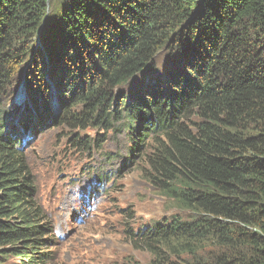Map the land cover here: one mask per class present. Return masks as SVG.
Segmentation results:
<instances>
[{
	"label": "trees",
	"instance_id": "obj_1",
	"mask_svg": "<svg viewBox=\"0 0 264 264\" xmlns=\"http://www.w3.org/2000/svg\"><path fill=\"white\" fill-rule=\"evenodd\" d=\"M61 1L0 0V263H55L11 143L19 115L26 132L91 127L97 145L115 124L133 134L143 179L189 214L128 230L151 264H264V0ZM161 56L172 66L132 90ZM22 79L27 102L11 108ZM207 239L223 249L211 259L191 245Z\"/></svg>",
	"mask_w": 264,
	"mask_h": 264
},
{
	"label": "rangeland",
	"instance_id": "obj_2",
	"mask_svg": "<svg viewBox=\"0 0 264 264\" xmlns=\"http://www.w3.org/2000/svg\"><path fill=\"white\" fill-rule=\"evenodd\" d=\"M61 0H51V5H58ZM42 45L39 43L37 48L41 49ZM39 50V49H38ZM160 64L156 70H149L136 84L132 86V90L142 85L145 81L155 77L162 72L166 67L172 66L170 61L163 56L158 60ZM24 73H22L23 75ZM23 81V79H22ZM21 82L16 84V89L20 87ZM22 87V86H21ZM20 87V88H21ZM130 88V86H129ZM22 97H26V91ZM18 107L24 104L22 99L15 100ZM97 130H91V133H96ZM255 133V129L252 131ZM250 131V133H252ZM74 133L71 127H54L39 136L36 140H40L36 144L33 140L32 144H27V160L29 162L32 172L37 175L36 184L38 192H40L41 199L47 193V188H53L55 183L64 178L65 172L76 171L82 163L96 165L111 171L112 169H121L124 166V160L115 159L114 154L117 153V143L123 142V137L116 136L115 140L107 141L103 149L99 152L93 151L88 154H83L71 149L74 144H79L71 134ZM152 140L147 142L148 150L151 148ZM36 145V147H35ZM147 150V149H146ZM146 152V151H145ZM136 154L132 164L127 168L124 167L123 171L119 173L117 183L123 185L119 196L117 197V205L109 208L107 218L109 222L105 228L101 227L99 218L101 215L94 216L97 223L89 225H79L71 233L74 236L71 241V246L64 247L63 253L58 250V255L54 264H151L154 260V255L149 249H134L126 238V231L128 228L132 232H137L140 229L152 226L154 223H159L163 220H168L175 215L182 219H188L189 214L176 208L165 196L157 192L153 186L143 179V169H146L144 159V152ZM149 153V152H148ZM111 154V158L106 159V156ZM62 159V164L59 163ZM60 166L61 169H57ZM79 170L76 171L78 176ZM79 181V179H77ZM83 181V188L98 193V188H92L85 184ZM113 189V187L108 188ZM110 190V191H111ZM64 190V192H66ZM72 192L69 193L71 196ZM106 202L104 197H98L100 207ZM126 228V229H125ZM90 241H96L100 251L99 258L90 263L82 261L81 254L85 250ZM195 249H201V254L205 258L216 257L223 249H220L216 242L212 239L195 241L191 244ZM53 246H51V249ZM167 247L162 250V254L166 251ZM56 251L53 248V252ZM52 252V250L50 251ZM188 257V256H183ZM17 261L10 259L4 264H13Z\"/></svg>",
	"mask_w": 264,
	"mask_h": 264
},
{
	"label": "water",
	"instance_id": "obj_3",
	"mask_svg": "<svg viewBox=\"0 0 264 264\" xmlns=\"http://www.w3.org/2000/svg\"><path fill=\"white\" fill-rule=\"evenodd\" d=\"M37 44H39V41H37ZM148 71H149V70H148ZM148 71H146V70L143 71L142 74H140L141 77H140L139 79L141 80V78H142V77H143ZM139 79H138V80H139Z\"/></svg>",
	"mask_w": 264,
	"mask_h": 264
},
{
	"label": "clouds",
	"instance_id": "obj_4",
	"mask_svg": "<svg viewBox=\"0 0 264 264\" xmlns=\"http://www.w3.org/2000/svg\"><path fill=\"white\" fill-rule=\"evenodd\" d=\"M138 152H139V150H138ZM140 152H142V151H140ZM140 152H139V154H140ZM130 228H128V230H129ZM131 230V229H130ZM134 233V232H133ZM138 233H140V231H138L137 233H135V234H138ZM127 234H129L128 232H127ZM127 234H126V236H127Z\"/></svg>",
	"mask_w": 264,
	"mask_h": 264
},
{
	"label": "bare ground",
	"instance_id": "obj_5",
	"mask_svg": "<svg viewBox=\"0 0 264 264\" xmlns=\"http://www.w3.org/2000/svg\"><path fill=\"white\" fill-rule=\"evenodd\" d=\"M111 190V189H110ZM102 198V197H101ZM21 262V261H20Z\"/></svg>",
	"mask_w": 264,
	"mask_h": 264
}]
</instances>
